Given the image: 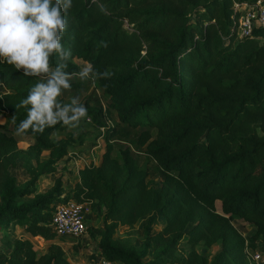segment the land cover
Wrapping results in <instances>:
<instances>
[{"label":"trees","instance_id":"trees-1","mask_svg":"<svg viewBox=\"0 0 264 264\" xmlns=\"http://www.w3.org/2000/svg\"><path fill=\"white\" fill-rule=\"evenodd\" d=\"M244 1L256 0H73L65 13L68 23L62 44L72 51L66 71H80L73 60L78 57L95 71L112 73L109 78L93 77L106 105L86 101L88 115L105 128L108 148L121 127L138 128L134 143L144 144L158 163L161 189L146 185L126 147L121 152L124 174L108 164L105 151L102 163L78 170L73 188L65 192L62 178L56 177L52 187L37 191L42 172L54 170L56 162L84 137L54 138L53 133L65 128L60 123L42 134L31 130L18 134L27 110L17 109L16 104L36 83L46 81L43 75L26 77L22 68L0 63V82L5 85L0 89V113L9 119L0 121V230L16 221L30 233L52 239L55 202L75 197L107 204L106 216L113 220L95 227L101 235L100 254L121 264L173 260L248 264L246 248L264 250V26L239 35L240 10L235 3ZM125 18L132 27L123 26ZM142 41L145 54L137 47ZM49 62L54 69L56 56ZM71 84L77 86L79 81ZM111 111L121 126L107 123ZM27 138L33 141L19 147L18 141ZM44 149H50L46 159L40 156ZM19 159L28 174L23 182L11 172ZM29 195L32 198L26 199ZM216 200L222 212L217 211ZM157 207L166 216L164 230L171 235L164 252L173 251L185 225L195 222L187 233L191 245L187 256L158 253L146 263L141 254L112 240L118 223H131ZM231 216L253 223L255 231L244 235ZM151 220L152 215L147 234ZM202 239L221 243L211 259L194 248ZM8 246V254L0 252V264H73L55 242L45 252L28 237L9 241Z\"/></svg>","mask_w":264,"mask_h":264},{"label":"rangeland","instance_id":"rangeland-1","mask_svg":"<svg viewBox=\"0 0 264 264\" xmlns=\"http://www.w3.org/2000/svg\"><path fill=\"white\" fill-rule=\"evenodd\" d=\"M194 19V16H192ZM124 27H132V22L125 18L123 21ZM239 33V32H238ZM240 35V33H239ZM137 47L141 54L146 52V42H140ZM137 54L136 50L134 51ZM73 60L78 63L81 70L85 66H89V63L81 58L74 57ZM71 81H79L77 86H72L68 90H62L61 96L58 100L63 103H70L73 97H79L80 103L84 104L88 101L92 105H106V96L104 92L98 87L94 78L81 80L78 75H74ZM0 89H5V85L0 82ZM105 119V117H103ZM9 120L5 114L0 113V121ZM109 125L119 124L120 121L117 118L116 112L111 111L110 116L106 119ZM121 126V124H119ZM262 130L258 128V132ZM104 133L106 130L103 126H99L93 122L92 116L87 115L85 119H82L79 126L70 129L65 126L62 130H58L53 133L54 138L66 137L72 135L77 140L80 137H84V141L81 144H77L69 149V152L59 159L54 165V170L44 171L37 180V191H46L53 186L56 177H61L63 184L65 185V192L74 187L76 180L78 179V170L89 163L100 164L104 159V152L108 155V164L115 165L119 168V173L124 174V169L121 168L122 158L121 152L126 147H129V152L132 156L134 167L138 169L139 173L144 176L146 185L148 187L163 188V177L156 160L146 153L145 145L138 146L135 144V140L138 133V128L131 129L128 127H121L119 132L110 140L111 147L108 148L104 140ZM33 141L32 138H27L18 141V146L25 148L29 143ZM50 149H44L41 151V158L46 159L49 157ZM11 172L16 175L18 182H23L28 178V174L22 165V160H18L16 166L11 168ZM70 194L74 192L69 191ZM26 199H31L32 195L25 196ZM75 198V197H73ZM76 199V198H75ZM215 206L218 212H222L221 204L219 200L215 201ZM88 209L85 215V222L87 229L79 236H58L55 235L52 239H47L40 234H32L25 226L12 221L6 230H0V252L8 254L11 248L8 246L9 241H13L16 238L28 237L38 247L40 252H45L51 243H58L62 246L65 254L70 262L73 264H105L103 263V257L100 254L99 241L101 235L97 233L95 227L104 226L107 222L112 221V218L106 216L107 204L105 202H97L96 199H92L88 202ZM152 215L150 224V234H147L146 225L149 222V217ZM231 222L239 229L244 235H250L255 231V225L246 221L239 216H231ZM167 223L166 216L162 210L157 207L153 210H149L147 213L138 216L131 223H118L112 234V240L119 246L126 249H132L134 252L142 255V260L146 263L153 259H156V254L161 253L163 256H187L191 250V245H188L187 233L190 228L195 224L194 221H189L184 229L183 235L177 240L176 248L173 251L164 252L163 248L166 247L168 240L171 238L169 232L164 230ZM157 234L158 237L152 238V235ZM258 244H261V240L258 239ZM198 253H203L211 259L217 251L221 248L219 241L207 244L204 239L200 240L194 246ZM251 252L259 251L262 254V258L258 261L246 256L248 264H264V250L250 249ZM111 264H121L120 261H112ZM166 264H181L175 260L168 261Z\"/></svg>","mask_w":264,"mask_h":264},{"label":"clouds","instance_id":"clouds-1","mask_svg":"<svg viewBox=\"0 0 264 264\" xmlns=\"http://www.w3.org/2000/svg\"><path fill=\"white\" fill-rule=\"evenodd\" d=\"M72 5L73 0H0V63L22 68L26 77L43 75L46 81L36 83L16 104L17 109L27 110L16 129L18 134L28 130L42 134L58 123L70 129L78 127L88 115L87 108L78 96L62 103L58 100L62 90L72 87L74 75L81 80L112 75L95 71L90 65L78 73L66 71L72 51L64 48L62 38L68 23L65 13ZM53 55L57 59L54 69L49 62Z\"/></svg>","mask_w":264,"mask_h":264},{"label":"built area","instance_id":"built-area-1","mask_svg":"<svg viewBox=\"0 0 264 264\" xmlns=\"http://www.w3.org/2000/svg\"><path fill=\"white\" fill-rule=\"evenodd\" d=\"M240 15L237 18L238 32L240 36L251 33L255 26H264V0H256L253 3L246 1L235 3ZM89 201H78L68 198L56 201L50 218V224L58 236H79L87 229L85 215ZM247 256L258 261L262 258L259 251L251 252L246 248ZM111 260L103 259V263L111 264Z\"/></svg>","mask_w":264,"mask_h":264}]
</instances>
